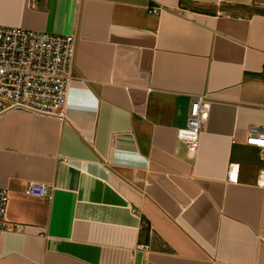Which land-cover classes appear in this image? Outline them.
<instances>
[{
    "label": "crops",
    "instance_id": "1",
    "mask_svg": "<svg viewBox=\"0 0 264 264\" xmlns=\"http://www.w3.org/2000/svg\"><path fill=\"white\" fill-rule=\"evenodd\" d=\"M0 26L76 37L64 116L0 114L19 227L0 264H264V159L246 142L264 125V0H0ZM203 93L192 151L175 132Z\"/></svg>",
    "mask_w": 264,
    "mask_h": 264
},
{
    "label": "built area",
    "instance_id": "2",
    "mask_svg": "<svg viewBox=\"0 0 264 264\" xmlns=\"http://www.w3.org/2000/svg\"><path fill=\"white\" fill-rule=\"evenodd\" d=\"M150 11L158 14L161 7L151 6ZM75 46V35L0 26V114L22 110L63 117L68 87L74 78ZM207 102V94L194 95L185 125L175 132L177 140L192 151L198 146ZM246 142L256 145L264 159V125H249ZM237 171L238 165L230 163L227 178L234 180ZM24 192L35 198L50 197L48 186L37 181H29ZM8 202L7 188L0 187V231L19 228L9 225L6 217Z\"/></svg>",
    "mask_w": 264,
    "mask_h": 264
}]
</instances>
